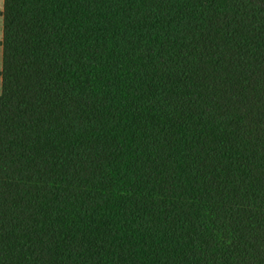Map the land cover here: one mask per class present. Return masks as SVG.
Masks as SVG:
<instances>
[{
    "label": "trees",
    "instance_id": "16d2710c",
    "mask_svg": "<svg viewBox=\"0 0 264 264\" xmlns=\"http://www.w3.org/2000/svg\"><path fill=\"white\" fill-rule=\"evenodd\" d=\"M0 264H264V0H5Z\"/></svg>",
    "mask_w": 264,
    "mask_h": 264
},
{
    "label": "crops",
    "instance_id": "0c3cea01",
    "mask_svg": "<svg viewBox=\"0 0 264 264\" xmlns=\"http://www.w3.org/2000/svg\"><path fill=\"white\" fill-rule=\"evenodd\" d=\"M4 5H5V0H3L2 10H0V90L2 91V85H3V79H2V71H3V38H4V17H3V12H4Z\"/></svg>",
    "mask_w": 264,
    "mask_h": 264
},
{
    "label": "clouds",
    "instance_id": "9594fccd",
    "mask_svg": "<svg viewBox=\"0 0 264 264\" xmlns=\"http://www.w3.org/2000/svg\"><path fill=\"white\" fill-rule=\"evenodd\" d=\"M3 0H0V6H2ZM0 10H2V7H0Z\"/></svg>",
    "mask_w": 264,
    "mask_h": 264
},
{
    "label": "rangeland",
    "instance_id": "374dc122",
    "mask_svg": "<svg viewBox=\"0 0 264 264\" xmlns=\"http://www.w3.org/2000/svg\"><path fill=\"white\" fill-rule=\"evenodd\" d=\"M0 94H1V90H0Z\"/></svg>",
    "mask_w": 264,
    "mask_h": 264
}]
</instances>
